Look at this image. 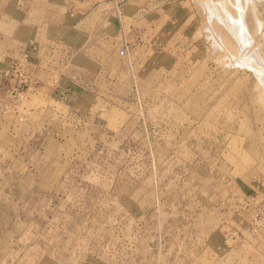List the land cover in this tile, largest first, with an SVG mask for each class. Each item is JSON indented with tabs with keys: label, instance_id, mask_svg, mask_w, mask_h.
Masks as SVG:
<instances>
[{
	"label": "rangeland",
	"instance_id": "374dc122",
	"mask_svg": "<svg viewBox=\"0 0 264 264\" xmlns=\"http://www.w3.org/2000/svg\"><path fill=\"white\" fill-rule=\"evenodd\" d=\"M227 1L0 0V264H264V0Z\"/></svg>",
	"mask_w": 264,
	"mask_h": 264
},
{
	"label": "bare ground",
	"instance_id": "6f19581e",
	"mask_svg": "<svg viewBox=\"0 0 264 264\" xmlns=\"http://www.w3.org/2000/svg\"><path fill=\"white\" fill-rule=\"evenodd\" d=\"M205 1L207 2V1H209V0H204V2H205ZM228 1H229V0H228ZM228 1H227V2H228ZM208 3H209L208 6H210V5H211L210 2H208ZM208 3H205V4H208ZM214 4H215V3H214ZM223 5H224V4H223ZM211 6H212V5H211ZM221 6H222V5H221ZM210 8H211V7H210ZM224 8H225V7H224ZM212 10H213V8H212ZM214 11H215V10H214ZM212 12H213V11H212ZM241 12H242V11H241ZM241 15H242V14H241ZM240 23H241V22H240ZM242 23H243V22H242ZM229 24H230V23H229ZM243 25H244V24H243ZM237 26H238V25H237ZM241 28H242V27H241ZM241 28H240V29H241ZM230 31H231V30H230ZM232 31H233V30H232ZM241 31H242V30H241ZM237 33H238V32H237ZM238 34H239V33H238ZM237 36H238V35H237ZM237 36H236V37H237ZM214 37H215V36H214ZM241 37H242V36H241ZM237 38H238V37H237ZM248 38H249V37H248ZM249 39H250V38H249ZM217 40H218V39H217ZM251 40H252V39H251ZM243 41H244V39H243ZM249 44H250V43H249ZM249 44H248V45H249ZM246 46H247V45H246ZM239 47H240V46H239ZM216 48H217V47H216ZM244 49H245V48H244ZM256 52H257V51H256ZM248 57H250V55H249ZM254 57H256V56H254ZM242 58H243V57H242ZM251 58H252V57H251ZM256 58H257V57H256ZM240 59H241V58H240ZM248 61H249V60H248ZM251 61H252V60H251ZM239 64H241V63H239ZM253 64H255V63H253ZM260 64H261V63H260ZM260 64H259V65H260ZM251 66H252V64H251ZM253 68H254V66H253ZM255 68H256V67H255ZM255 68H254V69H255ZM259 68H260V67H259ZM251 69H252V68H251ZM256 69H257V68H256ZM263 69H264V67H263ZM262 72H263V71H262ZM262 72H260V73H262ZM261 75H262V74H261ZM262 76H264V73H263ZM262 80H263L262 83H263V85H264V77L262 78Z\"/></svg>",
	"mask_w": 264,
	"mask_h": 264
},
{
	"label": "built area",
	"instance_id": "2783aa9c",
	"mask_svg": "<svg viewBox=\"0 0 264 264\" xmlns=\"http://www.w3.org/2000/svg\"><path fill=\"white\" fill-rule=\"evenodd\" d=\"M124 54V53H123Z\"/></svg>",
	"mask_w": 264,
	"mask_h": 264
}]
</instances>
